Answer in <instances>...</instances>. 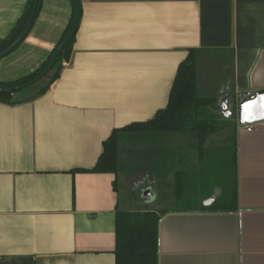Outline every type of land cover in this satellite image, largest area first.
I'll return each instance as SVG.
<instances>
[{
	"label": "crops",
	"instance_id": "obj_1",
	"mask_svg": "<svg viewBox=\"0 0 264 264\" xmlns=\"http://www.w3.org/2000/svg\"><path fill=\"white\" fill-rule=\"evenodd\" d=\"M26 2L0 0V39ZM82 3L73 53L60 77L42 95L0 102V264H116L117 213L137 210L121 207L120 171L78 169L95 166L115 129L147 121L167 106L191 48L197 49L199 93L215 88L222 91L218 99L226 95L235 103L234 209L156 207L159 264H264V120L242 125L237 116L239 94L264 89V0ZM71 13L70 0H43L27 37L0 59V81L33 72ZM219 133L207 137L202 156L190 136L197 155L181 169L187 181L211 168L206 153ZM178 151L177 145L169 171ZM218 197L195 207H210Z\"/></svg>",
	"mask_w": 264,
	"mask_h": 264
},
{
	"label": "trees",
	"instance_id": "obj_2",
	"mask_svg": "<svg viewBox=\"0 0 264 264\" xmlns=\"http://www.w3.org/2000/svg\"><path fill=\"white\" fill-rule=\"evenodd\" d=\"M72 13L59 41L47 58L30 74L12 81H0V102L16 104L21 100L15 94H23L30 87L45 81L44 85L30 98L44 94L60 77L65 63L73 53L76 36L83 16L82 0H70ZM43 5V0H27L22 15L9 34L0 39V59L14 51L31 31ZM218 110V97L203 96L198 90L197 49H189L186 58L179 64L172 84L168 104L158 110L147 121L133 122L115 129L103 142V151L91 170L98 173H117L120 168L119 147L121 137L149 133H183L191 134L197 141L200 156L207 137L217 131L213 118H204L208 110ZM234 156V155H233ZM235 163V156L227 158ZM177 198L181 199L186 184V172L178 170L175 174ZM229 177V176H228ZM236 194V186L229 181L224 183L223 194L216 198L210 207H182L178 210H230L231 194ZM235 199V198H234ZM168 210H162L161 214ZM144 216V218H143ZM158 212L136 213L120 210L117 213V243L115 249L116 264H159V223Z\"/></svg>",
	"mask_w": 264,
	"mask_h": 264
},
{
	"label": "rangeland",
	"instance_id": "obj_3",
	"mask_svg": "<svg viewBox=\"0 0 264 264\" xmlns=\"http://www.w3.org/2000/svg\"><path fill=\"white\" fill-rule=\"evenodd\" d=\"M44 83L45 81H41L30 87L24 95L36 93ZM200 93L218 96L222 91L213 88L208 92L201 90ZM231 107L232 113L229 116L219 113V109L208 110L203 115L204 118L215 119L218 127L215 133L220 132L216 135V138L211 139L209 152L206 153V162L211 168H205L204 175L199 178L200 180L191 179L188 181L181 199L177 198L173 171L175 167H178V170L184 169L187 163H193L196 160L197 152L194 153L196 151L194 148L197 147V144L191 143L195 140H191L192 135L189 133H163L160 134L158 140L157 134L149 133L139 134L138 136H122L119 147V171L123 179L121 180V207H131L137 210L136 213H148L154 211L156 207L158 209H178L196 206L198 202L202 203L203 201L204 204L208 198L223 194L224 183L227 181L233 187V162H228L227 158L233 159L234 157L235 103ZM226 143L228 145L224 146L223 144ZM177 145L179 151L175 152V157L177 156L176 166L172 163L171 171H169L168 160L173 158ZM221 147L224 150H221ZM225 149L230 155L223 154ZM192 153L195 155L191 158L190 154ZM188 173L194 175L196 171H189ZM166 174L168 175L167 178H165ZM230 174L231 178L228 177ZM157 175L160 177L159 180H157ZM169 176H172V179H168ZM154 183L158 186L157 194L155 193ZM147 190L152 192L149 197L145 196ZM231 196L233 198V192ZM159 213L161 214V212Z\"/></svg>",
	"mask_w": 264,
	"mask_h": 264
},
{
	"label": "water",
	"instance_id": "obj_4",
	"mask_svg": "<svg viewBox=\"0 0 264 264\" xmlns=\"http://www.w3.org/2000/svg\"><path fill=\"white\" fill-rule=\"evenodd\" d=\"M15 94L14 96H20ZM219 113L229 116L232 113V107L228 96H222L218 101ZM237 116L240 124H247L264 120V89L241 92L238 96ZM151 190L145 192V196H151Z\"/></svg>",
	"mask_w": 264,
	"mask_h": 264
}]
</instances>
